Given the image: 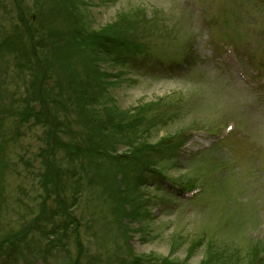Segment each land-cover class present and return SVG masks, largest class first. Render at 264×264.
<instances>
[{"label": "rangeland", "instance_id": "obj_1", "mask_svg": "<svg viewBox=\"0 0 264 264\" xmlns=\"http://www.w3.org/2000/svg\"><path fill=\"white\" fill-rule=\"evenodd\" d=\"M70 2L77 4L73 11L83 30L103 32L125 16L133 18L126 29H133L126 33L133 43L124 61L93 50L107 87L101 102L113 98L126 121L143 118L129 135L137 132L152 146L172 150L156 157V171L148 169L146 184L140 185V215L113 217L115 205L101 201L100 186L84 176L82 195L70 208L85 224L66 229L65 245L49 248L46 237L29 228L28 245L14 242L16 253L2 243L0 264H133L135 256L139 264L158 259L200 264L211 249L220 256L215 264H244L257 248L264 258V0ZM48 7L58 9L53 25L70 20L61 0H0V89L12 109L0 112V241L28 228L43 201L48 213L57 204L39 183L45 126L22 117L26 86L4 51L6 36L23 28L19 14L37 28ZM30 106L39 110L38 103ZM59 116L63 119L62 112ZM68 120L72 131L61 138L74 143L85 138L88 132L80 129L75 111ZM228 125L234 129L227 138L212 143ZM118 142L109 151L119 158L130 148L129 141ZM55 151L53 162L66 160L62 146ZM197 184L200 193L198 188L182 193ZM73 191L67 188L68 202Z\"/></svg>", "mask_w": 264, "mask_h": 264}, {"label": "trees", "instance_id": "obj_2", "mask_svg": "<svg viewBox=\"0 0 264 264\" xmlns=\"http://www.w3.org/2000/svg\"><path fill=\"white\" fill-rule=\"evenodd\" d=\"M61 2L65 12H71L68 22L59 23V27L52 24L53 19L58 16L57 7H48L45 21L40 18L37 28L32 27L30 21L19 14V23L22 22L21 30L24 29V33L16 28V31H13L14 35L5 38L7 45L4 51L12 57L14 66L12 69L17 74L16 78L26 86L22 117L27 120L33 118L46 129L47 148L44 149L45 152L43 150V172L39 175V183L46 195L54 197L57 202L52 213H48L43 201L40 211L33 217V222L28 228L15 231L14 234L5 236L0 241V248L2 243L7 241L16 248L15 253L18 246L14 242L28 245L27 234L35 228L41 236L46 237L49 248H58L65 245V239L61 236L65 235L66 231L68 233L66 229L69 226H73L71 228L77 231L80 223L85 224V219L81 217L78 219L75 211L70 208L77 204L76 201L82 195L84 186L81 180L84 176L87 177L90 185L100 186L95 189L101 201L109 200L115 205L112 208L113 217L140 215L139 208L143 201L140 185L144 176L140 166L143 164L152 166L156 157L167 151L165 149L172 150L169 145L153 150L152 143H147L136 134L137 132L129 135L127 133L129 128L136 129L143 118L126 121L119 114L118 109L116 110L113 98L109 97L107 101L101 102L106 98L107 87L103 86L102 76L95 66L96 57L93 55V50L104 49L105 53L111 56L109 58L112 61L113 59L122 61L120 56L133 43L126 35L128 32L131 34L134 32L133 29L126 31L130 21H134L133 18L130 20L129 16H123L122 22L114 24L113 27L109 26L107 31L101 32L95 29L87 31L83 30L73 11L77 4H71L70 0H61ZM125 40L129 43L126 44ZM91 51L93 56L90 55ZM4 78L5 76L3 80ZM50 78L51 87L48 88L46 81ZM5 97V93L0 89V112L12 113V109H9L11 104L4 102ZM59 98H62V102ZM32 103H38L39 110L31 107ZM96 104L98 107H95ZM65 109L69 113L75 111L80 129L88 132L85 138L75 143L61 138L64 131H72V123L68 120L69 113H66ZM60 112L63 114V119L59 116ZM120 139L125 143L129 141L130 149L126 152L128 154L118 158L115 154L112 156L113 152L109 149L119 143ZM59 146H62L66 160L53 162L50 155L56 156L55 149ZM105 159L110 163L108 169H104ZM101 166L103 168L98 169ZM68 179H73L72 184L64 185ZM68 187L70 190L74 189L69 197L73 199L71 200L73 204H70V200L68 202L66 195ZM29 228L31 230L27 232ZM253 254L254 257H250L244 264L262 262L261 258L258 259L260 256L258 248ZM217 256H219L217 252L208 250L200 264H215L213 260ZM20 257L24 258V256ZM217 260L221 259L217 258ZM139 261L140 258L135 256L133 264H139ZM152 264L185 263L158 259Z\"/></svg>", "mask_w": 264, "mask_h": 264}]
</instances>
